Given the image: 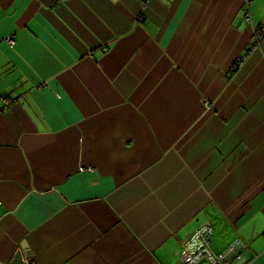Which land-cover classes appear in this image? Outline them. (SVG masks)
<instances>
[{
    "label": "crops",
    "instance_id": "0c3cea01",
    "mask_svg": "<svg viewBox=\"0 0 264 264\" xmlns=\"http://www.w3.org/2000/svg\"><path fill=\"white\" fill-rule=\"evenodd\" d=\"M204 224L264 264V0H0V264H181Z\"/></svg>",
    "mask_w": 264,
    "mask_h": 264
},
{
    "label": "built area",
    "instance_id": "2783aa9c",
    "mask_svg": "<svg viewBox=\"0 0 264 264\" xmlns=\"http://www.w3.org/2000/svg\"><path fill=\"white\" fill-rule=\"evenodd\" d=\"M245 20L251 21V14L248 9L245 10ZM256 43H259L263 39L262 30L258 29L255 33ZM8 43L13 46L15 40L12 37L7 38ZM214 233V228L210 224H204L199 227L193 234L185 241L182 249L181 264H235L233 261H237L239 257L237 255L234 258L228 260L227 256L236 248L245 247V243L242 239H237L225 252L216 253L211 247V236Z\"/></svg>",
    "mask_w": 264,
    "mask_h": 264
},
{
    "label": "water",
    "instance_id": "95a60500",
    "mask_svg": "<svg viewBox=\"0 0 264 264\" xmlns=\"http://www.w3.org/2000/svg\"><path fill=\"white\" fill-rule=\"evenodd\" d=\"M21 249H23L24 251V255H22L21 253H19V255H17V258L19 259H15V262H17L16 264H23L24 261H22V257H29L32 255V252L30 250V248L26 245H21ZM241 248H236L235 250H233L228 256L227 259L230 260L232 258H234V256L237 254V252H239ZM33 256V255H32ZM246 260L243 259L241 262H238V264H242V262H245Z\"/></svg>",
    "mask_w": 264,
    "mask_h": 264
}]
</instances>
